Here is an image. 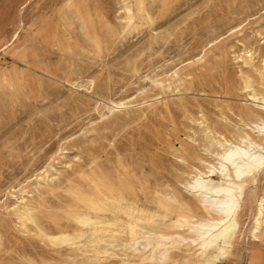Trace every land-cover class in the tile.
<instances>
[{"label": "bare ground", "instance_id": "1", "mask_svg": "<svg viewBox=\"0 0 264 264\" xmlns=\"http://www.w3.org/2000/svg\"><path fill=\"white\" fill-rule=\"evenodd\" d=\"M144 1H118L123 22L117 31L90 11L87 0H65L63 22L99 51L105 39L128 33L137 19L148 18ZM253 6L256 16L252 23L257 27L252 34L263 43L262 48L245 44L242 20L232 21L225 32L211 36L193 55L163 62L151 75L140 77L131 93H96L92 78L68 82L94 96L95 117L77 134L58 140L39 167L0 188V209L13 217L14 230L47 243L63 256L62 261L47 258L43 264H215L230 255L235 241L245 235L264 247V172L258 160L252 159L253 154L260 156L259 140L264 133V24L260 26L264 3L256 0ZM22 25L0 41L2 54L26 56L24 48L19 49ZM225 33L239 36L237 49L229 51L236 67L237 96L215 102L211 114L201 107L195 115L183 111V137L177 138L178 146H168L184 168L174 182L151 183L141 165L135 169L132 162L119 157L105 170L94 158L85 163L86 168L74 169L72 164L82 160L76 152L69 155L66 141L75 136L90 141L97 123L120 112L156 105L167 109L171 99L165 94L185 88L192 77L190 67H200L205 53L221 43ZM73 44L67 40L66 46ZM14 83L9 73L0 70V87ZM146 92L151 93L144 95ZM253 143L258 146L253 148ZM109 145L114 146V141ZM74 174L76 179L71 178ZM54 190L69 198L64 209L69 227L55 223L50 229L41 223L43 195ZM246 214L249 219L244 226ZM256 259L264 262V256L254 251L248 264Z\"/></svg>", "mask_w": 264, "mask_h": 264}, {"label": "rangeland", "instance_id": "2", "mask_svg": "<svg viewBox=\"0 0 264 264\" xmlns=\"http://www.w3.org/2000/svg\"><path fill=\"white\" fill-rule=\"evenodd\" d=\"M23 1L0 0V41L22 23L19 49L24 48L26 55L0 51V70L15 80L12 87H0V188L39 167L58 140L76 133L95 117L94 96L68 82L92 78L96 93H131L140 77L151 75L163 62L170 64L193 55L211 36L225 32L232 21L242 20L245 44L263 46L252 34L257 27L252 23L256 0H145L148 18L137 19L128 33L105 39L99 51L64 25L65 0H26L19 6ZM118 1L87 0V4L117 31L123 22ZM262 18L260 26L264 14ZM261 33L264 35V29ZM223 36L221 43L205 53L200 67H190L192 77L185 88L165 94L171 99L167 109L156 105L138 112H120L97 123L90 141L81 136L66 141L69 155L76 152L82 160L72 164L74 169L86 168L85 163L94 158L105 170L119 157L132 162L135 169L141 165L151 183L174 182L184 168L176 163L168 146H178L177 138L183 137V111L195 115L201 107L211 114L215 102L237 96L236 67L229 51L237 49L239 36ZM67 40L74 42L70 48ZM111 140L114 146L109 145ZM43 199V226H71L64 212L68 197L54 190L53 194L45 192ZM248 219V214L243 216L244 226ZM12 221L13 217L0 209V264L63 260L47 243L17 233ZM241 238L233 244L231 254L215 264H248L254 251L264 256L263 245L247 235ZM253 264L264 262L256 259Z\"/></svg>", "mask_w": 264, "mask_h": 264}, {"label": "snow or ice", "instance_id": "3", "mask_svg": "<svg viewBox=\"0 0 264 264\" xmlns=\"http://www.w3.org/2000/svg\"><path fill=\"white\" fill-rule=\"evenodd\" d=\"M251 143V142H250ZM259 151H260V156L257 157L256 155H252V159L253 160H258L259 162V167L261 169L262 172H264V133H262L261 137H260V140H259ZM258 145L253 143L252 144V147L253 148H256ZM255 170V167H253L252 171Z\"/></svg>", "mask_w": 264, "mask_h": 264}]
</instances>
